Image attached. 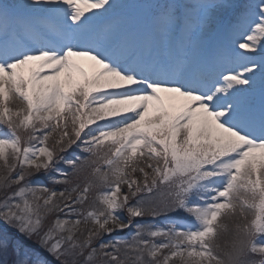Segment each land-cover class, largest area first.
<instances>
[{
    "label": "snow or ice",
    "instance_id": "snow-or-ice-1",
    "mask_svg": "<svg viewBox=\"0 0 264 264\" xmlns=\"http://www.w3.org/2000/svg\"><path fill=\"white\" fill-rule=\"evenodd\" d=\"M0 264H264V0H0Z\"/></svg>",
    "mask_w": 264,
    "mask_h": 264
},
{
    "label": "rangeland",
    "instance_id": "rangeland-1",
    "mask_svg": "<svg viewBox=\"0 0 264 264\" xmlns=\"http://www.w3.org/2000/svg\"><path fill=\"white\" fill-rule=\"evenodd\" d=\"M50 143H51V141H50ZM61 166H62V167H65V166H63V165H61ZM57 187H59V186H57ZM121 235H126V231H125V233H121ZM227 239H228V236L225 235V237L223 238V240L221 241V243L223 244Z\"/></svg>",
    "mask_w": 264,
    "mask_h": 264
},
{
    "label": "trees",
    "instance_id": "trees-1",
    "mask_svg": "<svg viewBox=\"0 0 264 264\" xmlns=\"http://www.w3.org/2000/svg\"><path fill=\"white\" fill-rule=\"evenodd\" d=\"M105 239H108V237H105Z\"/></svg>",
    "mask_w": 264,
    "mask_h": 264
}]
</instances>
